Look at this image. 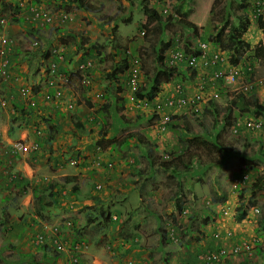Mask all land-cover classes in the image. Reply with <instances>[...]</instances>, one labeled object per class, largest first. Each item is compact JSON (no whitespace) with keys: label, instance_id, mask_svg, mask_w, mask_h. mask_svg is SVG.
I'll use <instances>...</instances> for the list:
<instances>
[{"label":"rangeland","instance_id":"374dc122","mask_svg":"<svg viewBox=\"0 0 264 264\" xmlns=\"http://www.w3.org/2000/svg\"><path fill=\"white\" fill-rule=\"evenodd\" d=\"M257 1H249V27L242 36L247 48L240 62L243 75L238 84L229 86L222 81L214 84L219 87V96L212 100L217 105L210 106L211 114L203 106L206 101L198 104L201 112L197 116L187 113L186 119V106L177 112L169 109L174 118L165 130L159 127L160 113L154 110V101L142 93H134L127 85L131 56L141 57L144 77L158 68L156 53L163 45L167 47V64H173L170 58L173 52L192 51L203 41L209 43V51H222L228 62L230 54L223 48L224 43L218 44L216 36L209 34L220 33L227 40L230 29L225 18L230 12L228 22H239L238 15L242 12L238 0H174L180 10L170 5L168 11H163L167 4L164 0H82L68 1L66 6L56 0H39L43 3L40 5L43 10L66 11L73 19L64 25L53 26H39L43 16L37 21L31 19L35 24L34 31L29 22L11 20L12 15L19 13L14 2L10 7H4L0 18L9 20L6 32L14 34L11 37L17 42V50L11 51L13 66H10L9 77L6 80L0 78V98L7 99L6 107L0 110V154L7 144L22 138L25 133L26 141L34 138L36 126L46 125L45 131L50 130L53 140L44 142L36 154H23L10 162L8 155L3 156V162L9 166L7 172L0 171V202L10 214L5 215L1 208L0 264H127L129 258L141 259L143 264H215L201 261L200 250L241 242L243 238H257L256 245L259 243L264 249V234L260 236L264 232L257 233L258 223L251 219L236 221L233 211L238 192L242 188L255 189L259 217L264 216V133L251 128L241 127L236 131L232 128L238 121L242 126L246 117L264 118L263 110L244 101L246 94H252L258 103L264 105V58L260 60L254 54L255 46L264 44V29L259 27L258 14L256 10L254 12ZM260 2L264 6V0ZM146 4H153L161 14L160 31H151L144 24ZM63 31L68 34L70 31V44L63 60L59 58L57 62L60 67L56 76L69 75L70 79L62 84L63 79L58 78L63 97L50 94L45 100L43 94L48 90L47 80L55 75L49 68L50 61L54 60L57 50H62L60 34ZM35 38L39 47H32ZM86 61H91L92 65L87 69L86 80H82L77 67ZM178 66L181 73H176L172 82L166 81L165 90H172L181 82L185 92L192 94L203 85L202 82L206 87L212 85L210 68L200 66L196 73H191L185 62L179 61ZM115 72L118 80L114 77ZM21 84L39 90L35 106L27 102L24 109L13 105V100H19ZM243 85L249 86L248 92L243 91ZM111 89H117L119 96L126 97L124 109L120 108L118 112L114 104L102 120L95 110L102 106L105 94L113 92ZM112 96L115 100L114 94ZM79 97L92 98L95 109L80 102ZM181 120L184 125V122H190L192 129L200 128L204 122L212 140L219 133L220 150H214L212 156L197 153V150L189 152L176 130V122ZM76 122L82 126H77ZM182 130L189 134L185 127ZM100 138L104 142L111 141L113 147L110 144L106 148L100 147ZM147 145L149 149H146ZM180 154L185 161L191 154L194 169L188 175L197 181L187 188L188 213L170 225L175 227V236L181 240L175 241L170 235L169 239H164L163 230L169 223L162 215L167 214L168 206L173 202L171 190L175 189L183 174L165 169L159 162H178ZM99 157L113 159V166H116L110 174H93L95 178L96 175L104 177L99 181L106 179L108 183V187L103 185L102 189L94 191L93 186L89 188L82 183V175H88L90 166ZM45 174L48 177H44ZM244 174L248 175L247 180L235 186L236 180ZM259 174L263 180L256 187L253 182ZM66 176L77 177L68 182ZM187 178L184 176V181ZM76 184L78 188L74 191ZM60 189L62 197L58 194ZM88 189L91 196L86 197ZM34 190L39 192L41 200L31 195ZM214 190L222 195L223 191L229 193L224 203L213 204ZM76 193L85 194L86 198L79 199ZM111 199L121 203L118 211L125 217L122 222L97 218L98 209ZM221 205L229 207L228 213L222 211ZM206 217H209L208 223H203ZM169 219L172 222L173 217ZM63 222H68L65 228L60 226ZM93 223L101 235L99 244L89 240V233L93 231L86 226ZM131 224L137 226L133 235L135 244L127 235L128 230L132 231ZM204 224L209 230L203 229ZM55 226L64 233L68 252H60L50 245L46 248L30 243V237L35 233L48 227L55 230ZM159 226L161 230H158ZM216 227L221 231L230 229L236 235L231 240H226V236L221 241L213 240L210 234L214 235ZM109 243L117 246L119 256L112 254ZM129 245L132 247L126 249L125 246ZM227 260L228 264H264L257 248L252 255L239 252L218 264H225Z\"/></svg>","mask_w":264,"mask_h":264},{"label":"clouds","instance_id":"9594fccd","mask_svg":"<svg viewBox=\"0 0 264 264\" xmlns=\"http://www.w3.org/2000/svg\"><path fill=\"white\" fill-rule=\"evenodd\" d=\"M16 1L17 0H15V1L14 0H12V1H9V0H0V4L1 3L2 4L3 3L6 4L5 7H8V6L10 7V3L11 2H14L15 4H18V7L16 8V11H19V13H17V15H15V16L12 15L11 20H13V19L16 18L19 21L18 23H21V22H29V26L32 27L33 31L35 30L34 29V25L35 24L32 23V20H36L37 21L42 16H43L42 22H41V24H39V26L40 25H44V24H46V25H52V26L53 25H60V24L61 25H64L69 20L73 19L72 14L69 13V12H66V11H58V12L45 11V10H43V8H40L41 7L40 6L41 4H36V3L33 2V0H18V2H16ZM164 2H167V4H165L166 10H165V8H163V11H168V9L170 8V5L171 4L169 3L168 0H164ZM262 3L263 2H260V0L256 2V4L263 6ZM3 9H4V6H1L0 7V13H1V11ZM261 9H264V8H261ZM256 11H257L258 16L260 14H262V16L264 18V14H263L264 13V10H258V9H256ZM62 13H66L69 16L65 21H62V20H60V18H58V15L59 14H62ZM49 15L52 16V20L51 21H47V19H46L47 16H49ZM3 19H4V21H3ZM8 21L9 20H7V18H3V17L0 18V22H1V24H0L1 27L0 28H1V31H2L0 33V65L5 60H7V62L5 63V65L2 66V71L0 72V78L3 79V80H6L9 77V73L11 71L10 66H13V64H12L13 63V58L11 57V51H15V48L17 50V42H16L15 38L13 39V37H11V35L14 36V34L7 33L6 32V30H7L6 27H7ZM36 25H38V24H36ZM26 31H29V30H26ZM143 33H145V32L143 31ZM69 34H70V31H69ZM69 34L67 32H64V31L61 32V34H60V41L61 42L63 41V43H62L63 44V47H61L62 50H57V53L55 54V57H53L54 60H51L50 63L56 62V64H57V62H59V58L61 60H63L64 54H65V49H67L69 47V44H70V43H68V36H70ZM4 38L7 39V42H4L3 41ZM202 43L207 44V47L208 48L206 50V55L211 56L215 52H218L220 54V56H221L220 63H218V64H212V65H209V66H204L201 63H199V66H197L196 69L192 70L187 65V63H188L187 62V57L191 53L198 54L200 52V45ZM35 45L36 46L39 45V41L36 40V38L33 39V41H32V47H35ZM217 48L220 49L221 47L219 48L217 46ZM166 49H167V47H166ZM2 50H5V53L4 54H2ZM177 52H181L182 53V57L179 58V59H175V57H174V55ZM59 55H63L62 58ZM133 57H137V56H135V55H132L131 56V59L129 60V66H130V61L132 60ZM139 58H140V61H141V57H139ZM170 58L172 59V61H174L173 64H167V63L166 64L169 67H171V68H176V71L175 72H178L179 71V68H178L179 67L178 66L179 61L185 62L186 63V68L190 72L192 71L191 73H193V71H197L200 66L203 69L206 68V67L207 68H210L211 69V71H210V79H212L210 81H211V84L212 85L210 87H208V89L211 90V93H208V94H212V95L215 94V92H216L218 94V96H219V87H217V86L214 85L216 82L219 83V81H222V82H225L229 86H234V85L238 84L240 78H242V75H243V67H242V64L240 62L237 63V64H233V63H231V59L230 58H229V61L227 62V60L224 57L223 52L222 51H219L217 49L216 50H212L211 49L209 51V43L206 42V41L200 42L198 44V48L192 49V51H189L188 49L177 50V51L173 52V54H171ZM86 62H88V61H86ZM86 62H82V63H86ZM91 65H92V62H91V64L86 69H88ZM141 65H142V61H141ZM59 67L60 66H57L56 67V70L55 71H52L51 70V64L49 66L51 72H53V73L55 72V75L53 77H50L47 80L48 90L45 91L44 94H43V98L45 100H47L49 98L50 94H51V96H55V95L58 96V97L64 96L63 95L64 92L62 94V91H61V94L60 95H57L56 94V90H58V89L55 86H51L49 84V81L51 79L52 80H55L56 86H58L60 88V86L58 84V78H60V79L62 78L63 80L66 78V80H64V81L62 80V82H61L62 84H65V83H67L69 81V79H70L69 78V75L59 74L58 76H56V73H57ZM77 69H79V66L77 67ZM142 70H143V68H142ZM219 70L226 71V74L224 75V77H216L215 76V71H219ZM236 70L238 71L237 73H236ZM128 73H129V68H128ZM228 75L229 76L232 75L233 79L227 78ZM80 76H81L82 80H86V78H87V75L86 74L85 75L80 74ZM128 79H129V75H127V85H129L128 84ZM144 79H145V77L143 76V73H142V76H141V79H140V85H139L138 89L134 93L140 95L139 93H141V88H142V84L144 82ZM16 80H19V78H16ZM202 83L204 85L205 82H202ZM165 84L166 83H164L162 85L163 90L160 93V96H158V97L155 98V101L156 102L162 101L167 96L175 93V91H174V88L175 87H173L172 90H170V89L165 90L164 87L167 86ZM203 85H202V87L205 86V85L204 86ZM51 89L53 90V92H51ZM19 91H20L19 100L17 102L15 100H13V103L16 102L22 108V101H21V99H24L25 104L23 105V109L26 106V102L29 103L32 106H35L36 105V103L38 101L37 94H38L39 90H35L33 88H28L27 86H25V84H21L19 86ZM243 91L248 92L249 91V86L248 85H243ZM194 92H196V91H194ZM251 95L246 94V96H245L246 99L244 98V100H248ZM218 96L210 97V98L213 99V100H215V99H217ZM14 97L15 96H13V98ZM6 104H7V99L6 98H0V110H3V108L6 107ZM69 105H71V104H69ZM155 106H156V104H155ZM180 108H182V106H178V105L172 106V107L171 106H164V107H162L160 109H157L156 107L154 108V110H156V111H158L160 113V115H159L160 116V118H159V127H160L161 130H165L168 127V125L171 123V121L173 120V118H174V117H172L173 114H171L170 111L171 112H177V111H179ZM169 109H170V111H169ZM185 113L186 114L188 113V114H190L193 117V114L192 113H189V110H188V112H185ZM166 114H168L170 117H169V120L167 121V123L165 124V128H162L161 121L163 119V115H166ZM247 118H261V117H254V116L253 117H246V118H244V121H243V125L242 126L239 125V122L240 121L235 122V124L233 123V126H232L233 130L236 131L238 128H241V127L247 128L245 126V120ZM261 119L263 120L264 118H261ZM1 121L2 120L0 118V124H2ZM45 128H46V125H45V127H43L42 125L41 126H36L35 129H34L35 136L30 141H26V135L27 134L25 133V136H23L22 138H19V139L15 140V141H12L9 144H7L6 145V148H5V151L2 154H0V171L5 170L7 172V165L9 166V164H6L5 162H3V156L5 154L9 156V157H7V159L10 162V161H12V158L18 157V156L23 155V154H27V153L28 154H30V153L36 154V153H38L41 150L44 142L50 143L47 140V131H45ZM260 131H262V130H260ZM17 142H21V143H25L27 145H30V149L28 151H23V150L12 151L14 144L17 143ZM35 142H37V148H34L33 147V144H35ZM110 146H111V148L113 147L112 143H111ZM188 161L189 160L186 161V164L187 165H188ZM191 162H192V164H190V168H188L186 166V164H184V165H182V167L180 168L179 171H175L176 173L179 172V173H182L183 174L181 180L177 184L180 186V188L182 190L181 191L182 192L181 194H184L185 196H187V193H186L187 192V188L191 187L194 184V180H196L195 177L192 178L190 175H188L194 169L193 161L191 160ZM114 163H115L114 160L111 159V158L105 159V158L99 157V159H97L95 161V164H93L92 166H90V169H91V172H92V186L94 187V191L102 189V186L103 185H105L104 186L105 188L108 187V183L106 182V179H103V180L99 181L100 178H104V177L99 176V175H96V178H95L93 176V174L99 173L100 175H106V174L112 173L114 171V169H115V166H116V165L113 166ZM179 163H181V161ZM192 166H193V168H191ZM171 170H173V169H171ZM186 175H187L188 178H187L186 181H184V176H186ZM44 177H48V176L45 174ZM247 178H248V175L244 174L240 178L241 180L240 179L239 180H236L235 186H237L238 184H241L242 182H245L247 180ZM66 179H67V176H66ZM60 187H62V186H60ZM35 191L36 190H34L33 193L31 194L33 197L37 196L35 194ZM141 194H142V192L139 193V195H141ZM220 195H222V194H220ZM57 198L58 197L55 196V199H57ZM172 198H173V196H172ZM211 199H212V197H211ZM172 200H173V202H171V205L168 206V212H167V214L166 215H162V217L168 218L167 221H166V223H169L168 224L169 226H167L163 230V236H164V239L165 238L166 239H169V235H170V238L172 240H175V241H178L179 240V241H181L178 237L175 236V227H170V225H171V223L172 224H176L175 222L180 221L179 219H180V217H182L183 214L186 215L188 213V203H189V201H186V203L184 202L183 207H179L175 203L174 199H172ZM170 217H173L172 222H171V219H169ZM112 219L117 220V217L113 214ZM161 221H162V218H161ZM61 224H65V223L63 222ZM66 224H68V222ZM133 227L136 228L137 226H133ZM161 229L162 228L159 226V229L158 230H161ZM203 229L206 230V231L209 230L208 225L207 224H204L203 225ZM215 229H219V231L218 232H214V235L211 232V234H210V238L211 239H213V240L216 239L218 241H221V240H223V237L224 236H226V240L227 239L231 240L233 238L234 232L232 230L226 229L225 231H221V229L219 227H216ZM211 230L212 229H210V231ZM202 233H204V232H202ZM61 234L65 237L64 233H62L61 228H59V226H55V230L54 229H50L48 227L46 230H44L42 232H39V233H35L32 237H30L31 238L30 239V243L31 244H36L37 247L40 246V245L41 246H46V244H48V246L49 245L50 246H53L58 251L65 253V252H68L69 249H67L66 240H64L63 238H61V236H60ZM40 235H43L44 236L43 241H37ZM169 242H171V240H169ZM133 243L134 244L137 243L135 241V237L133 238ZM59 245H61L62 247L60 248ZM50 246H49V248H50ZM129 246H132V245H129ZM237 246L239 247V250L237 252H234L233 249H234V247H237ZM108 248L112 251V254L114 253V255H116V257L120 255L119 252L118 253L116 252L117 251V246H114L113 243H109L108 244ZM222 248H225L227 250V253L225 255H221L218 260H209V259H207V257H206L207 254H209L210 252H216V253H218V252H220V250ZM247 249H249V247L247 248L244 243L235 242V243L230 244V245L229 244H222V245H219V246H217L215 248H210V249H205V250L201 249L200 250L201 253L199 252L200 254L198 256H199V259L201 261H203V262H207L208 263L210 261V263L218 264V262H220L221 260H225L226 258H228V257H230L232 255H236L240 251L247 250ZM74 260L75 261H78V258H74ZM131 262H136L138 264H143L142 263V260L141 259H138V258H129L127 260V264H132Z\"/></svg>","mask_w":264,"mask_h":264},{"label":"trees","instance_id":"16d2710c","mask_svg":"<svg viewBox=\"0 0 264 264\" xmlns=\"http://www.w3.org/2000/svg\"><path fill=\"white\" fill-rule=\"evenodd\" d=\"M55 1V0H53ZM59 1V3L62 6H66L70 1V2H76V1H82V0H56ZM249 1L250 0H238V2H240V6H241V14L238 15V19L239 22H228V18L231 17V13H227L226 17V23H228L229 25V34L227 36V40L224 38H222L220 36V33H211L209 35H215L216 36V41L218 44H223L224 43V47L230 54V59H231V63L233 64H237L239 62H241L245 52H246V42H245V38L242 37L243 34L248 30L249 27V21L247 20L249 18V16L247 15L248 13V9H249ZM34 3L36 4H43L40 3L39 0H33ZM169 3L171 4L172 7H174L175 10H180V5L175 4L174 0H169ZM1 6H6V4H0ZM16 7H18V4H15ZM264 8V6L258 5L256 4L254 7V12L256 9L258 10H264L261 9ZM226 11V6L224 8V12ZM162 16L159 13V11L157 10V8L154 7L153 4H146L145 6V19H144V24L151 28V31L157 32L160 31L162 29ZM258 25L260 28L264 29V18L262 16V14H260L258 16ZM40 46V45H39ZM38 46V47H39ZM94 47V46H93ZM165 50H166V46L163 45V47L160 49V51H158L156 53V59L155 61L157 62V66L158 68H156V71L154 70L152 73H147L144 79V82L142 84V88H141V93L142 95L147 98L148 100L154 101V103L156 104L155 98L158 97L160 95V93L162 92L163 88L162 85L164 83L168 82H172V80L175 78L176 73H181L180 70L178 72L176 71V68H171L166 64V55H165ZM45 54V53H44ZM47 54V53H46ZM45 54V56H46ZM254 54L257 58H259L260 60H263L264 58V44L262 45L261 43L258 44L257 46H255L254 48ZM190 69L194 70L196 68H193L191 66H189ZM64 70V69H63ZM67 70V69H66ZM77 71L82 74V75H87V69L80 70L77 69ZM196 73V71H193ZM117 73H114V77H116V80L119 79V77L116 75ZM177 84H181V82H178ZM176 84V85H177ZM206 83H204L205 85ZM203 85V86H204ZM115 88V86H114ZM113 90V92L111 91L110 93H106L105 94V100L102 104V106L99 109H96L95 112H98L101 115V119L104 120V116L109 113L113 107V105L115 104V109L119 112L118 109L122 108V110L124 109V105L126 102V98L124 96H119V91L117 89H111ZM182 91H186V88L182 85ZM20 92V91H19ZM51 92H53V90L51 89ZM200 93L202 94V101H206V105H203L205 107V111H207L208 113L211 114V105H217V103L212 101L213 99H211L210 94L211 90L208 89V87L204 86L202 87ZM112 94H114L115 96V100L113 99ZM63 97V96H62ZM200 98V97H199ZM22 101V109H23V105L25 104L24 99H21ZM79 101L84 103L85 105L94 108L96 106V103L93 101L92 98H84V97H79ZM247 101V104H251L254 105L255 107L261 109L264 111V105L258 103V100L254 97V95H251L250 98L248 100H244ZM16 107H19V104H17L16 102L13 103ZM197 104L193 103V108H192V114L193 117L197 116L198 113L201 112V110H196ZM217 106L214 107V109L216 110ZM221 109V107H219ZM95 109V108H94ZM225 109H230L228 106H225ZM234 111V110H233ZM227 116V115H226ZM225 116V117H226ZM184 118H187V114L184 115ZM201 121V120H200ZM203 121V120H202ZM217 121V120H216ZM185 125L183 124L182 120L176 122V130L178 132V137L179 139L182 140V142L184 143V145L187 147V150L189 152H192L194 150H197V153H201L204 152L205 154L212 156L213 155V151L214 150H220V143L217 142L218 139H220L219 133H216L215 136V140H212L208 135H210V133L207 131L206 129V124H204V122H202L203 126H201L200 128L196 127L194 129L191 128V123L190 122H184ZM77 126H82V124L80 122H76ZM187 126V127H186ZM183 127L186 128V130L189 131V134H186L183 132ZM50 130H48L47 132V140L49 142H51V140H53V136L52 133H49ZM211 140H210V139ZM110 140V139H109ZM141 141V139H140ZM99 142V146L102 148H106L109 146V144L111 145V141H106L104 142L102 138H100L98 140ZM145 142V141H144ZM126 143H128L126 141ZM147 147L146 149H149V145L145 146ZM154 148H156L157 146L154 145ZM264 152V150H263ZM192 154V153H191ZM191 154L189 155L188 159V165L186 164V161L184 160V156L182 154H180L178 156V160L177 161H181V163L179 162H174L173 160H169V161H160L159 164L166 168V169H173L174 171H179L180 168L182 167V165L186 164V166L188 168H190V164H192L191 162ZM196 154V153H194ZM220 161V158H218V163ZM210 164V163H209ZM208 165V164H207ZM186 167V168H187ZM250 167L254 168V166L252 164H250ZM78 175V174H77ZM77 176H67V181L69 182L70 179H74L76 180ZM82 180L87 187L89 185V188L92 187V172L91 169L88 172V175H82ZM262 176L259 174L257 176V178L254 180L253 184H255L256 187L260 186V183L262 181ZM74 191L78 188V184L73 186ZM58 191V190H57ZM173 193V198L175 203L179 206V207H183L184 202L186 203V201H190L187 196H185L184 194H181L182 190L180 188V186L178 184H176V187L174 190H171ZM170 191V192H171ZM60 193V197L62 196L61 191H58V194ZM35 194L37 195L36 197H38L39 200H41V195L39 194L38 191H35ZM51 196H53V193H50ZM77 198L79 199H83L91 196L90 191L88 189V194L85 197V194H78L76 193ZM229 193L227 191H223V195H220L218 193L217 190H214L213 195H212V202L213 204H222L226 201V199L228 198ZM2 202H0V211L2 208V213L4 212L5 215H7V213L10 214L9 210L6 209L5 206H3V204L1 205ZM258 204V200L256 199V192L255 189L254 190H248V189H241L238 192L237 195V202L235 204V208H233L234 211V219L236 221L241 222L242 220H254L256 221L257 224V228L256 231L257 233L260 232H264V216H260V208L257 206ZM119 206V208H118ZM213 207V206H212ZM221 208H223V206L221 205ZM119 209H121V203H116L115 200H109L105 205L102 206V208H99L98 210H100L97 214V218L98 220L101 219L102 217H104L106 220H113L112 216L113 214L117 217V221L118 222H122V220L125 218H123L122 212L118 211ZM229 207H224L223 208V212L228 213ZM211 211H214L213 208L210 207ZM94 220H95V216H94ZM97 220V221H98ZM209 217H206L205 219H203V223H208ZM96 221L97 224H99ZM104 221V219H103ZM96 223L91 224L90 226H86V228H88V230H92L93 232L89 233V240H92V242L94 244H99V239L101 237V235L99 233H97V226ZM61 227L65 228L66 225L65 224H61ZM132 231H127V235H129L130 239L133 241V235L135 233L136 228H130ZM102 231V228H101ZM219 229H215L214 232H218ZM86 233V231L84 232ZM99 234V235H98ZM264 233H260V236H262ZM235 233L233 235V238L235 237ZM61 238H64V236L61 234L60 235ZM128 237V236H126ZM258 241L257 238L251 239V238H243V240L241 241V243L247 244L249 246V249L247 250H242L240 252H247L249 255L254 254L255 248H257V251L262 255V257L264 258V252H262V247L260 246V244L258 243L256 245V242ZM126 249L127 248H131L132 246H125ZM46 248H49L48 244H46ZM210 263V261L208 262ZM226 264H228V260L226 262Z\"/></svg>","mask_w":264,"mask_h":264},{"label":"built area","instance_id":"2783aa9c","mask_svg":"<svg viewBox=\"0 0 264 264\" xmlns=\"http://www.w3.org/2000/svg\"><path fill=\"white\" fill-rule=\"evenodd\" d=\"M166 10V8H165ZM264 14V13H263ZM68 14L66 13H62L58 15V18H60V20L65 21L68 18ZM47 21H51L52 20V16H47ZM4 21V19H3ZM4 42H7V39H3ZM207 44L202 43L200 45V52L198 54H194L191 53L190 55H188L187 57V65L191 66L193 68H196L197 66H199V63H201L204 66H209L212 64H218L220 63L221 60V56L218 52H215L213 55L208 56L206 55V50H207ZM5 53V50H2V54ZM61 58L63 55H59ZM175 59H179L182 57V53L181 52H177L174 55ZM7 62V60H5L1 65H0V72L2 71V66L5 65V63ZM91 64V61H88L86 63H82L79 66V69L84 70L86 69L89 65ZM57 67L56 62H52L51 63V70L55 71ZM238 71L236 70V73ZM226 74V71L224 70H219V71H215V76L216 77H224V75ZM129 79H128V84L131 87L132 91H136L140 85V79L142 76V65H141V61L140 58L137 57H133L132 60L130 61V66H129ZM227 78H231L233 79L232 75H228ZM66 80V78L64 79ZM63 80V81H64ZM49 84L51 86H55L58 90H56V94L60 95L61 94V90L58 86H56L55 84V80H50ZM202 89V86L193 94H190L188 92L182 91V85L181 84H177L174 88L175 93L167 96L166 98H164V100L162 101H158L156 102V108L160 109L164 106H187L189 113H192V108H193V103L197 104L196 110L199 109L198 104L201 105L202 102V94L200 93ZM211 97H215L218 96V94L215 92V94H210ZM200 97V98H199ZM169 115H163V119L161 121V125L162 128H165V124L167 123V121L169 120ZM238 125V124H237ZM245 126L247 128H251L254 130H262L264 132V121L261 118H247L245 120ZM34 148H37V142H35V144H33ZM30 149V145H27L25 143H21V142H17L14 144L12 151H16V150H23V151H28ZM44 236L40 235L37 241H43ZM245 246L248 248L249 246L247 244H245ZM59 247L61 248L62 246L59 245ZM239 250V247H234L233 251L237 252ZM227 253V250L225 248H222L220 250V252L216 253V252H210L209 254H207V259L209 260H218L220 258L221 255H225ZM132 264H138L136 262H131Z\"/></svg>","mask_w":264,"mask_h":264},{"label":"crops","instance_id":"0c3cea01","mask_svg":"<svg viewBox=\"0 0 264 264\" xmlns=\"http://www.w3.org/2000/svg\"><path fill=\"white\" fill-rule=\"evenodd\" d=\"M9 1H12V0H9Z\"/></svg>","mask_w":264,"mask_h":264}]
</instances>
